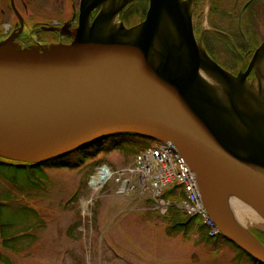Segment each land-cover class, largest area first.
I'll use <instances>...</instances> for the list:
<instances>
[{
  "label": "water",
  "instance_id": "water-1",
  "mask_svg": "<svg viewBox=\"0 0 264 264\" xmlns=\"http://www.w3.org/2000/svg\"><path fill=\"white\" fill-rule=\"evenodd\" d=\"M136 1L81 0L73 42L42 54L0 46V157L38 164L124 133L169 143L219 233L264 264V243L227 202L264 219V43L234 74L195 32L196 0H149L127 26L120 15Z\"/></svg>",
  "mask_w": 264,
  "mask_h": 264
},
{
  "label": "rangeland",
  "instance_id": "rangeland-1",
  "mask_svg": "<svg viewBox=\"0 0 264 264\" xmlns=\"http://www.w3.org/2000/svg\"><path fill=\"white\" fill-rule=\"evenodd\" d=\"M222 2L227 6V0ZM131 10L124 13L127 23L143 20ZM128 150L91 157L73 170L48 169L47 190L38 193L15 191L9 181L14 173L0 174V202L9 203L3 209V219L10 222L5 230L14 237L5 249L0 234V264H253L231 243L201 242L196 231L168 236V219L150 197L117 182V174L134 167L140 152ZM105 164L113 177L95 190L92 177ZM243 219L246 229L264 231L249 216Z\"/></svg>",
  "mask_w": 264,
  "mask_h": 264
},
{
  "label": "trees",
  "instance_id": "trees-1",
  "mask_svg": "<svg viewBox=\"0 0 264 264\" xmlns=\"http://www.w3.org/2000/svg\"><path fill=\"white\" fill-rule=\"evenodd\" d=\"M235 0H227V6H224L222 0H212V12H211V22L210 26L213 29L216 30H222L224 32H231L238 34V25H237V11L236 13L231 9L230 7H233V3ZM242 2L244 0H241L240 6L242 5ZM257 2V0L254 1V3ZM252 3V4H254ZM206 4V0H200V15L199 17V23L203 16V7ZM149 5V0H137L136 2L128 5L123 12L120 15V19H124V22L127 26H134L139 22H133L134 19L130 20L129 23H127L126 16L124 13L127 11L128 8L131 7V11L138 16L142 15L143 19L145 18L147 9ZM226 7V9H225ZM229 7V8H228ZM264 8L263 5H260L259 8V16L258 20L253 22L251 28H249L250 32L252 33V39L255 40L256 38H259V32L260 27L264 26ZM250 9V8H249ZM261 9V10H260ZM140 10V13L138 11ZM142 12V13H141ZM233 12V13H230ZM195 5H194V20H195ZM134 15V16H135ZM133 16V18H134ZM123 17V18H122ZM137 18V17H136ZM123 21V20H122ZM195 23V21H194ZM195 32L198 34L199 31L197 29V25L195 26ZM203 39L204 46L208 53L225 69L228 71L237 74L235 70L230 69L229 66L223 65L216 57H214L209 50L206 47L205 38ZM212 41V47L219 53L224 52L228 58L233 62L235 65H239V58H237L236 54L233 50L230 49V46L228 44L227 39L212 34L210 35L209 41ZM208 42V39H207ZM230 50L227 51V48ZM239 73V72H238ZM158 143L157 140L131 134V133H124V134H116L112 135L103 139H99L97 141H94L92 143H89L85 145L82 148H79L75 151H72L70 153H67L63 156L38 163V164H24L19 163L15 161H9L7 159H4L0 157V174H2L4 177H7L6 172L10 171L14 173V176H11L9 181L11 182V185L13 186L15 191H19L21 193H24L28 191L29 193H38L43 192L47 190V187L45 185L48 175L47 170L56 168V169H77L84 165L87 160L91 157H96L100 154H107L111 152V150H114L118 148L119 150H127L134 152L137 148L140 149V152L148 149ZM8 178V177H7ZM22 180L24 182H22ZM163 197L171 202H178L184 197V191L180 186H174L172 188L166 189ZM175 204V203H174ZM9 205V203H1L0 202V234L2 238V245L3 248L8 249V243L10 240H14L13 238L7 237V231L6 226L10 223L8 221H5L3 219V209ZM167 217L168 224H167V230L166 233L168 236L176 237L178 235L187 236L188 234L196 231L199 234V238L201 242L211 244L214 246H219L222 242L225 243H231L236 248L240 250V252L246 256L253 264H260L258 263L254 258L249 256L247 253L242 251L239 247H237L234 243L230 242L228 239L223 237L220 233L217 236H210V230L209 228L203 223V220L199 216H187L185 215L181 210H179L176 205H173L169 208L168 212L164 217ZM253 233L264 243V232L263 231H253Z\"/></svg>",
  "mask_w": 264,
  "mask_h": 264
},
{
  "label": "flooded vegetation",
  "instance_id": "flooded-vegetation-1",
  "mask_svg": "<svg viewBox=\"0 0 264 264\" xmlns=\"http://www.w3.org/2000/svg\"><path fill=\"white\" fill-rule=\"evenodd\" d=\"M254 1L244 0L241 6L239 4L241 0L234 1L232 10L236 13L238 9L237 35L213 29L209 25L211 22L212 0L209 6L211 10L208 11L207 16L209 26L204 28V15L200 23L198 17L201 9L200 0L195 1L194 25H197L199 33L205 38L207 49L223 65H228L230 69L235 70L237 73L248 68L255 51L264 43V26H259V38H256V40L251 38L252 33L249 30L253 22L258 20L260 5L264 7V0H257L255 3ZM80 4L81 0H0V46L4 45L1 51L42 54L62 45L71 44L79 27ZM130 9L131 7L127 11ZM205 9H207L206 4L203 7V14ZM97 13L98 10L93 11L92 18H95ZM212 34L227 39L230 49L239 58V65L233 64L224 52L219 53L212 47V41H209ZM227 51L231 53L228 48ZM220 55L225 58V63Z\"/></svg>",
  "mask_w": 264,
  "mask_h": 264
},
{
  "label": "built area",
  "instance_id": "built-area-1",
  "mask_svg": "<svg viewBox=\"0 0 264 264\" xmlns=\"http://www.w3.org/2000/svg\"><path fill=\"white\" fill-rule=\"evenodd\" d=\"M111 177L113 173L108 168L105 181ZM117 182L123 184L124 190H136L150 197L160 215H166L169 208L176 205L187 216L201 217L210 230V236L219 234L204 207L196 176L171 144L158 142L139 152L135 166L119 172ZM174 186H180L184 191V197L178 202H171L163 197L166 189Z\"/></svg>",
  "mask_w": 264,
  "mask_h": 264
},
{
  "label": "bare ground",
  "instance_id": "bare-ground-1",
  "mask_svg": "<svg viewBox=\"0 0 264 264\" xmlns=\"http://www.w3.org/2000/svg\"><path fill=\"white\" fill-rule=\"evenodd\" d=\"M104 65L105 67L108 66L106 62L104 63ZM257 73L259 78L258 81L264 83V56H263V60H261L260 64L257 66ZM220 93L222 96L223 94L221 91ZM106 169H108L106 165H101L98 168L99 171L98 174L92 177L91 184L95 190H98L100 186L105 182ZM227 202L230 205V207H232V209L234 210L232 212V214L234 215L233 219L239 226L243 228L245 227L243 218L247 216H249L253 222H256L258 224H261V226H264V219L239 198L230 195L227 197Z\"/></svg>",
  "mask_w": 264,
  "mask_h": 264
}]
</instances>
